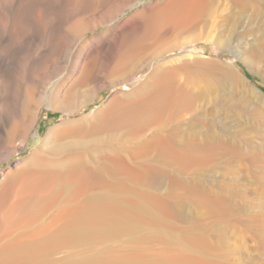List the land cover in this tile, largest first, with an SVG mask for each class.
<instances>
[{
	"label": "rangeland",
	"instance_id": "rangeland-1",
	"mask_svg": "<svg viewBox=\"0 0 264 264\" xmlns=\"http://www.w3.org/2000/svg\"><path fill=\"white\" fill-rule=\"evenodd\" d=\"M165 1L61 0L62 38L41 60L37 7L18 58L26 108L0 140V152L25 142L0 156V264H264V0H203L204 15L132 52L123 85L82 81L101 37ZM158 88L179 103L156 106ZM82 95L83 110L62 105ZM114 97L154 111L102 126Z\"/></svg>",
	"mask_w": 264,
	"mask_h": 264
},
{
	"label": "bare ground",
	"instance_id": "bare-ground-1",
	"mask_svg": "<svg viewBox=\"0 0 264 264\" xmlns=\"http://www.w3.org/2000/svg\"><path fill=\"white\" fill-rule=\"evenodd\" d=\"M62 5L61 0H0V140L5 125L17 118L18 114H21L19 112L26 108L25 103L22 102V85L25 83V74L28 71V67H26V64L25 66L22 65L23 67L20 66L18 58L22 46L30 43L29 41L31 40H35V31L38 24V18L36 17L37 7H41L43 10L44 20L47 24V29L41 31V36L37 37L40 38V43L34 54L35 57H33L35 60H41L48 52L58 49L59 41L62 38L60 25L64 21L60 20V15L56 14V11ZM59 10L62 9L60 8ZM206 10L207 8L203 0H166L162 4H147L142 11L136 14V19L133 16L137 20L135 28L127 33L115 34L114 38L110 41L101 37L98 44L100 46L98 49L101 51L98 52L99 54L96 59L92 60L93 62L89 63L87 67L85 66L86 68L81 72L82 81L85 85L94 86V89L95 87H100L102 83L106 84V81H110L113 85H123V83L129 80L135 66L136 57L133 56L134 53L132 54V52L142 47L148 39L156 38L159 40L164 32H169L177 27L182 28L197 20L207 12ZM80 26L76 27V32L80 31ZM96 50L97 45L95 44L90 48L88 55H91ZM115 59H118L117 66L112 68L111 65L115 62ZM4 73L9 77V81L1 80ZM159 90L160 88L155 92L150 90V92L152 91L150 98L152 96V98L158 99L156 106L158 104L162 105L164 101L168 106H175L179 103L180 99L176 94L173 93L171 100L168 101L162 93L157 94ZM171 91H173L172 88ZM82 96V98L75 100L73 103L62 102V105L65 109H69L74 104L78 107V110H83V107H85L84 103L88 98L87 95ZM149 100L142 103L148 105ZM131 106V109H134L133 112L131 110H121L117 97H114L110 101V105L107 108L108 114L104 117L101 125L105 127L116 123L139 125V123L146 121L152 111H154V109L137 106L133 102ZM51 108L53 110H60V105L56 100H53ZM66 114L69 120L62 125V129L75 130L77 128L76 121H70V115L73 112L66 111ZM24 143H18L12 149L4 148V151L0 152V156L3 153L13 154L21 151ZM39 160L38 158L32 159L33 163L39 162ZM80 221L78 220V222ZM78 222L76 221V223ZM80 223L82 224V221ZM80 223L78 224L80 225ZM78 229L80 231L83 228L80 226Z\"/></svg>",
	"mask_w": 264,
	"mask_h": 264
}]
</instances>
